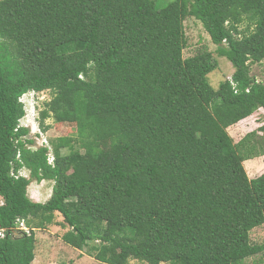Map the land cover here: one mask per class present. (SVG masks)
Here are the masks:
<instances>
[{
  "label": "trees",
  "instance_id": "trees-1",
  "mask_svg": "<svg viewBox=\"0 0 264 264\" xmlns=\"http://www.w3.org/2000/svg\"><path fill=\"white\" fill-rule=\"evenodd\" d=\"M166 1L0 0V264H33L57 213L102 264H264V174L244 166L264 156V0ZM188 18L235 70L218 90L213 53L184 58ZM50 120L76 135L50 140Z\"/></svg>",
  "mask_w": 264,
  "mask_h": 264
},
{
  "label": "rangeland",
  "instance_id": "rangeland-1",
  "mask_svg": "<svg viewBox=\"0 0 264 264\" xmlns=\"http://www.w3.org/2000/svg\"><path fill=\"white\" fill-rule=\"evenodd\" d=\"M174 1L176 0H167L166 2L169 3ZM185 32L187 37V48L184 52L185 59L194 57L203 51H209L213 53L214 58L217 60L219 67L215 72L209 75V80L212 87L218 90L219 86L234 74L235 70L232 64L227 59L220 58L217 55V47L212 44L209 35L200 22L194 18H188L185 22ZM251 76L257 82L264 84V61L262 63L251 64ZM43 95L42 97L40 96L42 99H49L48 93H44ZM256 119L257 116L255 115V117L250 118L249 121L240 123L231 128L229 134L235 142H238L247 134L257 131L260 128L261 124L258 123ZM34 121V119H28L24 122V125L31 128V125L34 124L30 136L35 138L34 135L39 133V128ZM49 124L53 125L54 123L50 120ZM75 135L76 130L73 127H58L54 124L48 133V138L53 140L65 136L74 137ZM244 166L249 178H258L264 174V156L247 161ZM25 175L29 177L27 172H25ZM28 191L29 197L34 202L44 204L53 194V184L50 182H43L41 184L33 182ZM2 202L3 200L0 198V205H2ZM34 226L35 225H31L30 227ZM69 230L68 226L64 223L62 215L57 213L55 215V221L51 226H47L44 230L35 231L37 237V250L36 260L33 264H102L91 257L90 248L92 244L86 247L84 251H79L74 246L67 245L63 237ZM251 242L253 245L264 244V226L255 229L251 233ZM129 264L147 263L133 260ZM244 264H263V257L259 255L250 258L245 261Z\"/></svg>",
  "mask_w": 264,
  "mask_h": 264
},
{
  "label": "built area",
  "instance_id": "built-area-1",
  "mask_svg": "<svg viewBox=\"0 0 264 264\" xmlns=\"http://www.w3.org/2000/svg\"><path fill=\"white\" fill-rule=\"evenodd\" d=\"M23 177H27L25 175V172L21 173ZM18 231L24 232L26 235L30 236L31 235V230L27 227L26 223L24 221H18ZM5 237V232L1 231L0 232V239Z\"/></svg>",
  "mask_w": 264,
  "mask_h": 264
},
{
  "label": "clouds",
  "instance_id": "clouds-1",
  "mask_svg": "<svg viewBox=\"0 0 264 264\" xmlns=\"http://www.w3.org/2000/svg\"><path fill=\"white\" fill-rule=\"evenodd\" d=\"M28 119H33V117L31 116L30 118H27L26 120H28ZM26 120H25V121H26ZM25 121H24V122H25ZM24 122H23V124H24ZM34 122H35V121H34ZM24 126H25V125H24ZM0 232H1V231H0Z\"/></svg>",
  "mask_w": 264,
  "mask_h": 264
},
{
  "label": "crops",
  "instance_id": "crops-1",
  "mask_svg": "<svg viewBox=\"0 0 264 264\" xmlns=\"http://www.w3.org/2000/svg\"><path fill=\"white\" fill-rule=\"evenodd\" d=\"M229 131H231V129H230ZM229 133H230V132H229Z\"/></svg>",
  "mask_w": 264,
  "mask_h": 264
}]
</instances>
